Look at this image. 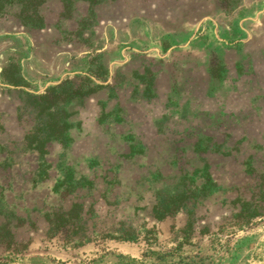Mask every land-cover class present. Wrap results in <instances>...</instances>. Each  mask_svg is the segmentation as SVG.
<instances>
[{
	"label": "rangeland",
	"instance_id": "1",
	"mask_svg": "<svg viewBox=\"0 0 264 264\" xmlns=\"http://www.w3.org/2000/svg\"><path fill=\"white\" fill-rule=\"evenodd\" d=\"M37 10L0 15V264H264V0ZM75 73L101 86L33 149L23 91Z\"/></svg>",
	"mask_w": 264,
	"mask_h": 264
},
{
	"label": "trees",
	"instance_id": "2",
	"mask_svg": "<svg viewBox=\"0 0 264 264\" xmlns=\"http://www.w3.org/2000/svg\"><path fill=\"white\" fill-rule=\"evenodd\" d=\"M45 1L46 0H0V15L14 7L17 9V16L23 26L41 28L43 27V20L38 14L37 9ZM60 1L64 7H68L74 0ZM82 1H86L90 5H96L106 0ZM89 75L102 81L106 78L105 71L100 73H92L89 71ZM100 86V84L91 80L88 75L75 73L72 76H66L56 84L47 86L42 93L35 94L23 91L27 99L25 100V105H32L41 116V119H39L41 127L35 128V131L28 133L29 135L26 137L29 138L31 142L35 141V143L44 142L49 139H64V130L70 125L68 121H66V118L72 113V111H69L70 107L67 106L73 107L79 104L83 97L94 92ZM32 148L40 149L37 143ZM204 188L205 183L200 187L201 191L199 196L204 195ZM191 194L192 193H190V195ZM182 196H184V199L188 198L186 193H175L171 196V201L163 203L164 200L161 199L160 209H157L155 206L152 209L154 218L161 219L166 214L176 211V209L168 207L173 202L181 204L178 208L185 207Z\"/></svg>",
	"mask_w": 264,
	"mask_h": 264
}]
</instances>
